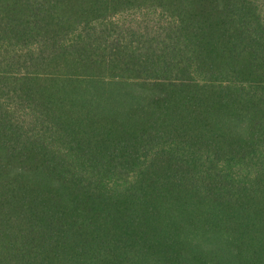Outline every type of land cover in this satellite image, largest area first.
Segmentation results:
<instances>
[{
  "label": "trees",
  "instance_id": "16d2710c",
  "mask_svg": "<svg viewBox=\"0 0 264 264\" xmlns=\"http://www.w3.org/2000/svg\"><path fill=\"white\" fill-rule=\"evenodd\" d=\"M0 264H264V0H0Z\"/></svg>",
  "mask_w": 264,
  "mask_h": 264
}]
</instances>
